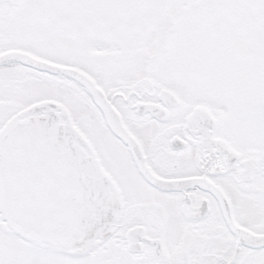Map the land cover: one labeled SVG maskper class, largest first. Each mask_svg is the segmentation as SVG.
<instances>
[{
    "label": "snow or ice",
    "instance_id": "1",
    "mask_svg": "<svg viewBox=\"0 0 264 264\" xmlns=\"http://www.w3.org/2000/svg\"><path fill=\"white\" fill-rule=\"evenodd\" d=\"M0 264H264V0H0Z\"/></svg>",
    "mask_w": 264,
    "mask_h": 264
}]
</instances>
